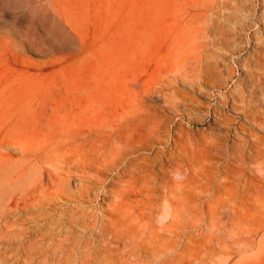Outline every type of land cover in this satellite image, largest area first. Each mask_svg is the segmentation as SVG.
Instances as JSON below:
<instances>
[{
	"label": "rangeland",
	"instance_id": "1",
	"mask_svg": "<svg viewBox=\"0 0 264 264\" xmlns=\"http://www.w3.org/2000/svg\"><path fill=\"white\" fill-rule=\"evenodd\" d=\"M195 7V0H0L5 35L27 41L15 64L0 59V264H264V192L242 189L262 184L264 167L248 160L242 178L215 174L226 187L212 193L171 175L170 194L160 177L120 171L122 161L155 152L197 170L212 157V171L238 169L215 155L216 136L237 141L227 126L240 122L264 138L231 98L214 97L223 88L182 80L187 51L177 48ZM227 68L234 70L223 73V94L243 78L230 61ZM181 98L189 113L170 105ZM135 117L159 125V143L142 146L141 133L125 134ZM183 191L187 207L176 197Z\"/></svg>",
	"mask_w": 264,
	"mask_h": 264
},
{
	"label": "bare ground",
	"instance_id": "2",
	"mask_svg": "<svg viewBox=\"0 0 264 264\" xmlns=\"http://www.w3.org/2000/svg\"><path fill=\"white\" fill-rule=\"evenodd\" d=\"M195 2V10L190 14L188 23L185 25L188 32L187 38L184 40L183 45L177 48L178 55L182 50L187 51L185 56L188 59L182 67V71H185L184 75L181 76L182 80L191 84L203 83L217 86L227 91L226 79L223 73L226 72L228 77H232L234 69L227 68V63L230 61L235 67H239L243 71V78L237 79L232 85V90L230 89L226 94L221 93L222 90L221 92H215L214 97L223 99L224 102L227 101V97L231 98L230 104L242 113L244 121L256 125L258 129L264 132V0L261 1V6L257 5L258 3L256 4V2V5H245L241 0H195ZM54 11L60 17V13L56 9ZM251 28L253 29L251 30ZM241 36H244V40L239 38ZM25 42L27 41L22 39L16 41L8 37V35L6 36L0 27V59L4 58L8 63L15 64V49L23 48L22 45ZM184 54L181 55L183 56ZM227 55L230 57H227ZM245 91L247 96H244ZM170 105L173 108L180 106L183 112L186 113L191 111L188 103L183 98L170 103ZM141 126H143V131H140ZM157 128L160 127L152 118L135 117V120L127 122L125 134L128 135L131 130L138 131V133L142 134V140L138 143H141L142 146L145 143L151 145L160 142L159 133L156 131ZM227 128L233 132L237 141L230 143L228 142L227 134L217 135L214 145L215 155L224 154L232 159L238 169L231 168L226 164H220L219 167L223 171H212L210 168L215 162L212 157L208 161L206 158L204 159V161L209 163V166L200 164L197 161L196 163L202 169L197 170L194 166L195 164L184 165L183 161L177 160L172 154L171 156H160L158 152H155L148 157L122 161L123 167L120 171L128 172L129 169H132L133 175L137 174L140 176L141 174L146 179L149 177H160L164 192L167 190L170 194L172 193V188L175 187V185L170 183L171 181L175 184L174 179L170 177L171 175L189 180L194 179L210 193L215 190L225 189L226 183L217 180L215 174L221 175L223 181L226 179L224 177L230 172L242 178L244 176L243 171L249 169L248 160L256 162L258 167H264V138L246 130L244 124L240 122L230 123ZM67 132L71 133L70 129ZM122 136V132H119L116 142L121 141ZM124 146L128 152L134 153L136 150L134 142H126ZM252 151L253 153H251ZM123 153L125 158V152ZM76 166L82 169L81 172L87 174V167L82 164ZM154 170H157V172ZM83 173L82 175H85ZM251 183V181L250 184L243 183L242 189L252 195L260 193V191L264 192V182L262 184ZM80 185L83 190L90 186L85 180H82ZM148 194L152 195L153 192L149 191ZM185 195L186 193L183 191L176 197L187 207L190 202H188ZM172 201L173 199L165 197V203ZM144 216L140 214L136 218H143ZM149 216L150 214L147 215V217Z\"/></svg>",
	"mask_w": 264,
	"mask_h": 264
}]
</instances>
